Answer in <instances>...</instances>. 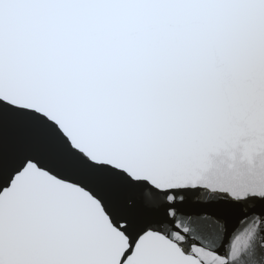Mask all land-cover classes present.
<instances>
[{
    "label": "snow or ice",
    "instance_id": "6c2138e0",
    "mask_svg": "<svg viewBox=\"0 0 264 264\" xmlns=\"http://www.w3.org/2000/svg\"><path fill=\"white\" fill-rule=\"evenodd\" d=\"M0 264H264V0H0Z\"/></svg>",
    "mask_w": 264,
    "mask_h": 264
}]
</instances>
